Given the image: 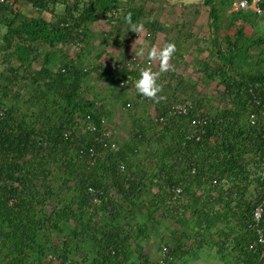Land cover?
Segmentation results:
<instances>
[{
	"label": "trees",
	"instance_id": "trees-1",
	"mask_svg": "<svg viewBox=\"0 0 264 264\" xmlns=\"http://www.w3.org/2000/svg\"><path fill=\"white\" fill-rule=\"evenodd\" d=\"M234 3L208 4L201 47L169 26L156 101L120 61L129 13L159 41L142 5L0 0V264H264V13Z\"/></svg>",
	"mask_w": 264,
	"mask_h": 264
},
{
	"label": "crops",
	"instance_id": "crops-1",
	"mask_svg": "<svg viewBox=\"0 0 264 264\" xmlns=\"http://www.w3.org/2000/svg\"><path fill=\"white\" fill-rule=\"evenodd\" d=\"M223 1L224 0H123V3L127 6L129 3H133L134 8L142 5L144 7V20H151V22L159 21L163 25V28L157 30L159 31L157 34L159 41L155 44V41H153L151 34L148 35V38H145L147 31L142 30L141 32L136 33L134 37L127 43L128 45H126L125 47L126 49H128L127 54H121L120 61L125 62V58L127 57V59L129 58L131 60L137 58V62H144L147 58V51L152 46H164L165 42L176 41L177 38L175 37V32H173L174 30H171L169 27L173 26L172 22H176V20H181L182 23L178 22V24L181 26L184 25L187 20L189 22L193 19L192 23L189 22L185 30L188 33H198V37L194 40H190L188 43H190V45H194L195 48L201 47L203 41L206 42L202 34H206L209 31L208 27L201 26L205 24L208 18V12L210 10V6H208V4L220 5L223 3ZM236 1L237 0H235V2ZM127 6L121 9L122 14L125 11L129 10ZM134 8H132V10ZM233 10L234 9L228 10L226 15H228V13L230 14ZM223 27L224 31L229 30L227 26L225 27L224 25ZM180 29L181 28H179L178 30L180 31ZM247 32H251V29L249 27L247 29ZM168 36L171 37L168 38ZM181 43L185 44V41H179V44ZM141 47H145V56L142 58L136 55L137 50ZM195 55L197 56L198 52ZM204 57V54L198 55V59H202ZM215 98L217 100V97H214V100ZM217 103L218 102H215V106H217Z\"/></svg>",
	"mask_w": 264,
	"mask_h": 264
},
{
	"label": "clouds",
	"instance_id": "clouds-1",
	"mask_svg": "<svg viewBox=\"0 0 264 264\" xmlns=\"http://www.w3.org/2000/svg\"><path fill=\"white\" fill-rule=\"evenodd\" d=\"M127 22L131 26V31L139 33L143 30L142 24H134L131 20V13L126 17ZM176 44L174 42L166 43L162 48L152 46L147 51L149 60L159 61V70L154 71L150 67L141 69L139 78L135 82V88L138 93L145 97L152 98L156 101L164 99L162 93V84L159 82L160 75L170 70H174V65L170 64L169 61L176 52ZM136 55L140 58L145 56V47H141L137 50Z\"/></svg>",
	"mask_w": 264,
	"mask_h": 264
},
{
	"label": "built area",
	"instance_id": "built-area-1",
	"mask_svg": "<svg viewBox=\"0 0 264 264\" xmlns=\"http://www.w3.org/2000/svg\"><path fill=\"white\" fill-rule=\"evenodd\" d=\"M3 1V0H2ZM263 0H239L233 4L234 11H253L257 15H262L264 13L261 7ZM178 113L185 114L188 109L184 106H179L176 108ZM201 121H193V125H199ZM105 124V122H103ZM113 149H117L116 144H113ZM264 219V206L260 205L256 208L253 215V229L257 234V243L260 245L261 250L264 252V228L262 227V221ZM165 252V251H164Z\"/></svg>",
	"mask_w": 264,
	"mask_h": 264
},
{
	"label": "rangeland",
	"instance_id": "rangeland-1",
	"mask_svg": "<svg viewBox=\"0 0 264 264\" xmlns=\"http://www.w3.org/2000/svg\"><path fill=\"white\" fill-rule=\"evenodd\" d=\"M237 1H239V0H237ZM192 19V18H191ZM192 21H193V19L192 20H190L189 22L190 23H192ZM178 22L179 23H182L181 22V20H176V22L175 21H173L172 22V25L173 26H175L176 24H178ZM254 25V24H253ZM250 28V27H249ZM175 42V41H174ZM166 43H168V42H165V44ZM185 47V44H183V43H181V48H184ZM162 48V47H161ZM196 56V55H195ZM112 59H113V61L115 60V58L114 57H112ZM149 60V58L147 57L146 58V60L144 61V62H142V64H144L143 66H146L145 65V63H147V66L148 67H150V68H152V69H154L155 71H157V68H156V66L154 67V64L151 66L150 64H149V62L150 61H148ZM185 60H187V62H191V61H193L192 60V57H188L187 56V58L185 59ZM158 62V61H157ZM179 72H181V71H179ZM210 92V91H209ZM215 100H216V98H215ZM216 102H218V101H216ZM123 112V109L120 107V106H118V110H115V111H113V118L117 115V113H122ZM209 254V253H208ZM158 256V255H157ZM157 256H156V258H157ZM189 264H224V263H222V262H220L217 258H215V256H209V257H207L206 256V254H203V256L202 257H199L198 259H196V260H194V261H192V262H190Z\"/></svg>",
	"mask_w": 264,
	"mask_h": 264
}]
</instances>
